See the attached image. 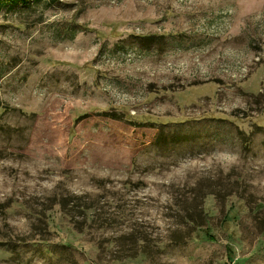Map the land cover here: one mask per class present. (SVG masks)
I'll return each mask as SVG.
<instances>
[{"label":"rangeland","instance_id":"rangeland-1","mask_svg":"<svg viewBox=\"0 0 264 264\" xmlns=\"http://www.w3.org/2000/svg\"><path fill=\"white\" fill-rule=\"evenodd\" d=\"M0 264H264V0H0Z\"/></svg>","mask_w":264,"mask_h":264},{"label":"trees","instance_id":"trees-1","mask_svg":"<svg viewBox=\"0 0 264 264\" xmlns=\"http://www.w3.org/2000/svg\"><path fill=\"white\" fill-rule=\"evenodd\" d=\"M91 208V207H90ZM205 231H206V235L209 237V238H211V239H213V237H212V235L210 234V232H208L206 229H205Z\"/></svg>","mask_w":264,"mask_h":264}]
</instances>
